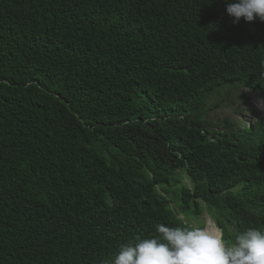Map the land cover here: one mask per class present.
I'll use <instances>...</instances> for the list:
<instances>
[{
    "label": "trees",
    "instance_id": "trees-1",
    "mask_svg": "<svg viewBox=\"0 0 264 264\" xmlns=\"http://www.w3.org/2000/svg\"><path fill=\"white\" fill-rule=\"evenodd\" d=\"M224 88L264 96V0H0V264L183 258L204 214L264 229V113L208 123Z\"/></svg>",
    "mask_w": 264,
    "mask_h": 264
},
{
    "label": "clouds",
    "instance_id": "clouds-1",
    "mask_svg": "<svg viewBox=\"0 0 264 264\" xmlns=\"http://www.w3.org/2000/svg\"><path fill=\"white\" fill-rule=\"evenodd\" d=\"M251 105L255 107L259 105V110L261 112L258 113H264V96H255V98L251 100ZM207 223L216 227L218 231L221 232L219 240L211 244H207L201 237V232ZM202 226L204 227L199 234L201 246L195 254L183 258H178L179 256L172 258L161 256L159 259H153L147 264H191L190 261L194 260L195 264H206L209 261L210 263L207 264H216L238 254H243L251 260L264 259V229L262 227L255 228L251 226L236 230L237 234L235 237L231 240H227L223 237L221 229L218 228L209 217L202 221Z\"/></svg>",
    "mask_w": 264,
    "mask_h": 264
},
{
    "label": "rangeland",
    "instance_id": "rangeland-1",
    "mask_svg": "<svg viewBox=\"0 0 264 264\" xmlns=\"http://www.w3.org/2000/svg\"><path fill=\"white\" fill-rule=\"evenodd\" d=\"M237 92L238 98L229 92V88H224L221 92H216L213 95L214 99H208L205 104L207 110L206 121L208 123L220 124L222 120L227 119L235 124L237 129L242 126V123L245 124L246 122L252 121L253 118L256 117V114L253 112V115L250 114L251 109L254 112H261L259 110V105L256 107L251 105V100L254 99L255 96L252 93L247 92L245 88H240ZM225 93H228L229 95H225ZM242 94H246L245 97H241ZM206 218L208 217L204 214L200 218V221L202 222ZM179 219H181L180 216ZM219 235H221V232L209 223L206 224L201 232V237L207 242V244L218 241Z\"/></svg>",
    "mask_w": 264,
    "mask_h": 264
},
{
    "label": "bare ground",
    "instance_id": "bare-ground-1",
    "mask_svg": "<svg viewBox=\"0 0 264 264\" xmlns=\"http://www.w3.org/2000/svg\"><path fill=\"white\" fill-rule=\"evenodd\" d=\"M192 257H193V256H192ZM190 263H191V264H195V260H194V261H190ZM207 263H210V261L207 262ZM207 263H206V264H207Z\"/></svg>",
    "mask_w": 264,
    "mask_h": 264
}]
</instances>
